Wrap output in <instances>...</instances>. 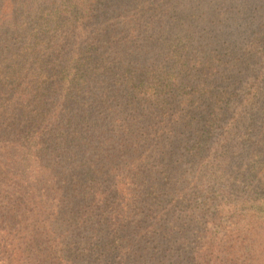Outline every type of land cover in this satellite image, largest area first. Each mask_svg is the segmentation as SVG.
I'll use <instances>...</instances> for the list:
<instances>
[{
	"label": "trees",
	"instance_id": "1",
	"mask_svg": "<svg viewBox=\"0 0 264 264\" xmlns=\"http://www.w3.org/2000/svg\"><path fill=\"white\" fill-rule=\"evenodd\" d=\"M0 264H264V0H0Z\"/></svg>",
	"mask_w": 264,
	"mask_h": 264
}]
</instances>
